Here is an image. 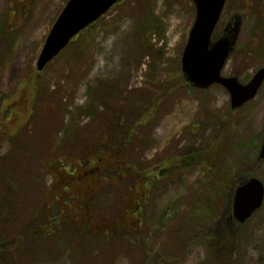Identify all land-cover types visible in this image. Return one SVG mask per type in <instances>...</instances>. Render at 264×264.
Segmentation results:
<instances>
[{
  "label": "rangeland",
  "instance_id": "rangeland-1",
  "mask_svg": "<svg viewBox=\"0 0 264 264\" xmlns=\"http://www.w3.org/2000/svg\"><path fill=\"white\" fill-rule=\"evenodd\" d=\"M68 1L0 0V202L18 195L4 221L5 235L10 240L19 231L46 225L43 210L48 208L62 228L51 238L42 237L39 230L28 231L15 264H264V209L238 235L234 257L217 259L209 231L222 214L226 196L215 197L222 202L219 208L189 220L196 184L206 181L215 168L194 165L161 172L168 157L209 146L225 125L223 120L230 119L225 162L236 171L235 177L249 169L264 177V163H257L264 138V86L253 102L235 111L225 88L202 91L186 84L181 56L194 20L188 0H122L93 25V48L77 70L59 56L37 75L40 52ZM238 11L244 15L242 29L224 75L239 73L242 81H249L264 66V0H228L218 31ZM101 85H109L110 91ZM132 99L143 105L130 119L127 110L112 125L104 119L107 106L132 104ZM148 109L150 114L144 115ZM119 115L118 110L112 117ZM116 127L133 129V139L124 146H137L138 152L130 151L123 164L133 167L136 176L122 173L121 181L114 172L104 171L95 179L94 204L81 200L73 205L80 200L74 196L81 182H68L69 194H64V188H58L68 178L63 172L79 170L83 162L87 168L92 155L97 160L107 144L121 143L124 130ZM74 129L77 132L70 135ZM145 192L149 199L140 236L124 231L106 239L111 245H101L97 223L129 226L120 217L132 197ZM64 198L87 217L84 225L97 212L96 231L88 229L80 236L83 227L80 233L69 229L72 215L62 211L67 208ZM89 205L90 210L81 208ZM192 219L198 230L192 223L183 227Z\"/></svg>",
  "mask_w": 264,
  "mask_h": 264
},
{
  "label": "water",
  "instance_id": "water-1",
  "mask_svg": "<svg viewBox=\"0 0 264 264\" xmlns=\"http://www.w3.org/2000/svg\"><path fill=\"white\" fill-rule=\"evenodd\" d=\"M120 0H70L53 25L37 60V70L43 71L70 42L98 21ZM195 10V20L184 48L181 73L191 87L207 90L213 85L227 89L231 98V108L243 109L254 100L264 85V67L260 68L248 81L242 83L241 75H222L227 63L235 52L241 33L244 15L233 14L220 36L214 37L227 0H189ZM264 162V140L260 145L257 163ZM249 171L237 179L228 194V205L218 223L214 248L219 257L231 256L237 247V237L251 220L264 208V177ZM232 214L237 226L233 242L225 246L228 216Z\"/></svg>",
  "mask_w": 264,
  "mask_h": 264
},
{
  "label": "trees",
  "instance_id": "trees-1",
  "mask_svg": "<svg viewBox=\"0 0 264 264\" xmlns=\"http://www.w3.org/2000/svg\"><path fill=\"white\" fill-rule=\"evenodd\" d=\"M96 33L97 32H96L95 26L89 27L87 30L83 31L82 34L80 35L81 40H78L79 38H77L76 40L71 42L69 47L60 55L61 57L64 56V58H66L67 65L72 71H75L78 69L79 65L82 64V62L88 56L89 52L92 50L94 41L96 39ZM101 89H103L107 93L110 91L111 87L109 85L105 87L101 85ZM128 101L130 102L131 100H128ZM130 103L132 104L123 103L124 106H118V105L107 106L105 110L106 113H102L104 114L103 116H105L104 119L106 121H109L110 119L111 125H112L123 115V112L125 110L129 111L127 115L129 116L128 119H130L132 117L133 112H135L137 108L140 109V107L143 105L142 101L140 100H133V102H130ZM118 110H119L120 115L117 116V119H114V117L112 116ZM140 114H142V112ZM148 114H150L149 109L144 115H148ZM140 118L141 116L139 117V119ZM142 118H144V116ZM139 119H137L136 121H139ZM223 121L225 125L222 127L221 131L218 133L216 140L211 141L209 146L191 147L189 149V152L186 155H182L179 158L173 159L172 157H168L167 164H166L167 168L161 171L162 173H165L167 171L170 172V170H175V169L185 170V169H190L194 167V165L202 166L204 169L215 168L211 170L212 174L209 175V178L206 181L196 184L197 190L194 191L196 194V199L194 200V206L192 208V213L189 215V220H191L192 217L199 218V215L202 218V216L206 215L208 211L214 210L215 207L219 208L222 202L219 199H215V197H222V196L224 197L228 189V186H229L228 184L235 177L236 171L234 172V170L231 167H229L228 164L225 162V156H226L225 138H227L226 135L232 131L233 123L231 122L230 119L223 120ZM116 130H124V135H123L124 140L121 143H119V140H117L116 143L113 144L112 147H109L110 145L107 144L106 149L104 148V150L100 153L101 155L99 156L100 158L98 159L97 157V160L94 159L95 155H92L93 163L88 168L85 167L86 169L82 170L81 169L82 167H80L79 170L77 169L73 172H70V170L66 168L65 172H63L67 174L68 176L66 184H62L61 182L58 183V186H60L58 188H64L63 189L64 194H69L67 192L68 182H72V181L82 182L88 178H93L94 176H98L99 174H101L102 171L103 172L110 171V169L113 170L115 173H117L118 177H122V173H127L129 177L136 176V171L135 169H133V167H130L128 169L129 166L126 167V165L123 164V161L125 160V155L130 154V151L131 153H134V154L138 152L139 147L137 146L135 150H133V148L132 150H130L129 148L131 146L129 147L124 146L126 142L130 143V141L133 139V134L131 131L133 129L131 127H128V128L116 127ZM75 132H77L75 129L74 131L70 130L69 134L71 135L72 133L74 134ZM5 136L6 134L4 135V137ZM0 138H3V137H0ZM99 146L100 145H98V148ZM122 146L125 147L124 150L121 149ZM92 148L93 147L88 148V149L92 151ZM86 155H87V151L85 152V159H86ZM119 156L121 157L122 160L120 159ZM59 162L61 164L63 163V161H59ZM2 163L3 162L0 159V167H2ZM162 173H160L157 176H162L163 175ZM72 178H75L76 180H72ZM51 184H52V189L54 190V182H52ZM7 190L9 193H12V190L8 188ZM76 192H78V194L83 193L81 190H77ZM95 192H96V189L91 188L90 193L92 194V196L96 195ZM14 195H15L14 199L18 197L17 194H14ZM7 197L9 196L7 195ZM14 199L12 200L10 198L9 199L5 198L4 201L0 202V264H4L3 261L6 259H8L9 261L7 264L16 263V260L18 258V255L16 252L20 249V247L23 246L22 240L27 238L28 231L39 230L40 232H42L41 233L42 237L46 236V237L51 238L54 236V233L60 232L62 230L61 225L54 222L53 210L48 208L47 210L45 209L43 210V214L46 220L48 221L46 225L42 227H38V229H27L21 232L19 231L15 235V237L9 240L5 235L4 221H5L6 216H7V219L9 218L8 214L10 212V208L15 206ZM20 199L22 200L21 197ZM216 201L217 203H215ZM81 208H87L88 210H90V205L89 207L85 206ZM57 210H61V207L59 205L57 206ZM64 212L65 211H63V213ZM22 214H24V212ZM96 215H97V212L94 213V217ZM191 223L196 225L197 230H198V224H197L196 219H192V222L191 221L185 222L184 227L188 228ZM70 226L71 227L69 229H73L77 231L78 233H80V230H79L80 227H83V231L85 232L88 229H92L93 231H96L93 229L95 228V222H92L91 225L86 224L82 226L80 224H77L76 226H73V225H70ZM55 229L56 231L54 232ZM117 233L118 232L115 226L113 227V225H111L109 227L106 225V227H103L101 230L97 229V231L95 232V235H98V236L101 235L99 236L101 238V245L105 243L106 245L104 246H108L111 244L106 243V239L108 240L112 239L115 235H117ZM71 239L73 238L71 237ZM85 250L88 252L87 249ZM9 257L11 258L9 259ZM75 258L76 257L74 255V259ZM86 258L90 259V257L88 256V253L86 254ZM94 262L96 263V261ZM73 263L75 262L73 261ZM91 263L92 262L90 260L89 264ZM100 264H103V263L101 262Z\"/></svg>",
  "mask_w": 264,
  "mask_h": 264
},
{
  "label": "flooded vegetation",
  "instance_id": "flooded-vegetation-1",
  "mask_svg": "<svg viewBox=\"0 0 264 264\" xmlns=\"http://www.w3.org/2000/svg\"><path fill=\"white\" fill-rule=\"evenodd\" d=\"M123 180L124 179L122 178V181ZM82 189L84 191H89L90 190L89 185L85 186V187H82ZM147 199H149V194L147 195V192H145L144 194H139V195L136 194V195H134V197H132L131 201L129 202V206H127V210L120 217V221L124 220L125 225H129V226H123V228L120 225L116 226V228H118L117 229V232H118L117 234H119L120 232L123 233L124 231H126L128 233H133L134 232V233H136L137 235L140 236L141 233H139V232L142 229V227H144V225L146 224V220H145L146 211H145L144 207H145V203H146ZM71 215L72 216H69L68 220H70V222L73 225H75V224H80L81 225V224L86 223V221H87V217L86 216H80L77 213L74 214V215L73 214H71ZM102 227H103L102 225L98 226L99 229H101ZM118 247H119V249L121 248V244L120 243L118 244Z\"/></svg>",
  "mask_w": 264,
  "mask_h": 264
}]
</instances>
